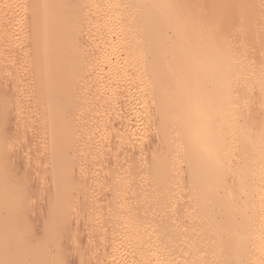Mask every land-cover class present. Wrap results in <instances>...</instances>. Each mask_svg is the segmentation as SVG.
Masks as SVG:
<instances>
[{
  "label": "bare ground",
  "instance_id": "1",
  "mask_svg": "<svg viewBox=\"0 0 264 264\" xmlns=\"http://www.w3.org/2000/svg\"><path fill=\"white\" fill-rule=\"evenodd\" d=\"M0 43L18 49L0 55L16 73L0 81L1 264H70L53 250L106 205L107 180L136 188L105 264H264V0H0ZM140 131L157 141L147 160L93 144ZM34 229L43 242L6 247Z\"/></svg>",
  "mask_w": 264,
  "mask_h": 264
},
{
  "label": "rangeland",
  "instance_id": "2",
  "mask_svg": "<svg viewBox=\"0 0 264 264\" xmlns=\"http://www.w3.org/2000/svg\"><path fill=\"white\" fill-rule=\"evenodd\" d=\"M76 41H77V40H76ZM78 41H79V42H78ZM78 41H77V42H78L79 44L77 43V45H80V44H81V43H80L81 41H80V40H78ZM7 45H8V44H7ZM74 45H75V44H74ZM0 49H1V51H0V55L3 53V55L5 54L4 56L9 55V54H11L12 52H13L12 55L15 56V54H16L17 51H18V49H17L14 45H12V47H11V45L6 46V44H1V43H0ZM12 49H13V50H12ZM15 51H16V53L14 54ZM8 53H9V54H8ZM16 55H17V54H16ZM9 56L11 57V55H9ZM17 56H18V55H17ZM6 58H8V57H6ZM19 59L21 60V58H19ZM13 74H14V75H13ZM15 75H16V73H12L11 76H10V74H8V75H2L3 77L0 76V81H1V82L3 81V83H4L5 81H6V82H7V81L9 82V81L11 80L10 78L13 79V76H15ZM5 76H6V78H5ZM7 77H8V78H7ZM3 78H4V79H3ZM38 97H39V96H38ZM38 97H37V98H36V96L34 97V98H36L37 100L33 98V103H38V102H40V101L38 100ZM35 100H36V101H35ZM37 101H38V102H37ZM98 102H99V104H100V101H99V100H93L89 107H90L91 109H93V107L97 106L96 104H97ZM99 104H98V105H99ZM147 115H148V114H144L143 116H146V117L148 118L149 115H148V116H147ZM146 117H144V118L141 117L142 119H141V121L139 122L140 124L138 123L140 126H139V125L137 126L138 128H140L139 130L143 129V128L146 126V125H145V121L148 120ZM11 120L13 121L12 118H11ZM11 120H10V121H11ZM7 121H9V120H7ZM7 121H5V123H4V125L6 124V127H5V128H7V130H11L10 128H12V129L15 128V124H14V122H16L15 120H14L13 122H10V121H9V124L7 123ZM142 121H143L144 123H143ZM10 123H12L13 125H11ZM147 123H148V121L146 122V124H147ZM7 124L10 125V126H8ZM11 126H12V127H11ZM16 126H17V124H16ZM142 126H143V128H141ZM8 127H10V128H8ZM73 129L75 130V131L72 130L73 133H75V134H77L78 132L80 133V130L78 129V127H77V128L74 127ZM76 129H77V130H76ZM139 130L137 129V133H139V132H138ZM141 132H142V131H140V134L137 135V138H136L135 136H132V138L129 137V138H127V139H118V140H117V139H116V140H111V139H110V140H108V141L105 140V142H104V139H102V138H98L97 140L94 139L95 141H94V142L92 141V142H93V144H95V145H99V146H100V143H101V145H104V146H105V145H108V146L110 147V151H111V148H113V150H116V151H117V150H121V151H119V152H123V153H121V154H124V153L126 152V153H125L124 155H122V156L125 157V158H126L127 156H131V157L127 158V160L132 159V158L135 159V157H137V156L133 157V156H134V155H133L134 153H135V155H139V154H141V156H142V153L144 152V153H143V154H144V155H143L144 157H143V156H142V157H141V156H138V158H141V161H143L144 159H142V158H145L146 160H147V158H149V156H148V155H149V153H148V148L151 147V146L156 145V144H157V141L154 139V137H152L151 134H150V135H149V134H146V135H145V134L143 133V135H144V136H143V135L141 134ZM139 136H140V137H139ZM141 136H142V137H141ZM134 137H135V138H134ZM145 137H146V140L144 141ZM139 138H140V139H139ZM141 138H143V139H141ZM132 139H133V140H132ZM134 139H135L136 142L134 141ZM6 140H7V139H6ZM6 140H5V141H6ZM40 140H41V141H40ZM40 140H37V141H39V146H40V148H43V146L46 144V141L43 140V139H40ZM99 140H100L101 142H99ZM121 140H122L123 142H120ZM138 140H140V141H138ZM151 140H152V141H151ZM5 141H4V143H5ZM117 141H118V142H117ZM131 141H132V143H131ZM155 141H156V143H155ZM6 142H7V141H6ZM44 142H45V143H44ZM103 142H104V143H103ZM106 142H107V144H105ZM133 142H134V143H133ZM137 142H138V143H137ZM7 143H8V142H7ZM32 143H33V141H32ZM32 143H31V144H32ZM108 143H109V144H108ZM117 143H118L119 146L117 145ZM128 143H129V144H128ZM130 143H131V144H130ZM135 143H136L137 145H136ZM5 144H6V143H5ZM5 144H3V146H4ZM112 144H113V145H112ZM114 144H115V146H114ZM125 144H126V145H125ZM134 144H135V145H134ZM143 144H144V145H143ZM7 145H8V144H7ZM46 145H47V144H46ZM46 145H45V146H46ZM110 145L113 146V147H111ZM121 145H122V146H121ZM123 145H124L125 148H123ZM130 145H132V147H131ZM139 145H140V146H139ZM5 146H6V145H5ZM5 146H4V147H5ZM10 146H12V145H10ZM108 146H107V147H108ZM135 146H136V147H135ZM143 146H144V147H143ZM7 147L9 148V145H8ZM105 147H106V146H105ZM115 147H116V149H115ZM118 147H119V148H118ZM121 147H122V148H121ZM128 147H129V148H128ZM139 147H140V148H139ZM145 147H146V149H147L146 152H145ZM147 147H148V148H147ZM8 148H7V149H8ZM10 148H12V147H10ZM132 149H133V151H132ZM134 149H135V150H134ZM137 149H138V150H137ZM142 149H143L144 151H142ZM113 150H112V152H113ZM124 150H125V152H124ZM139 150H141V153H140ZM128 152H129V153H128ZM131 152H132V153H131ZM130 153H131V155H130ZM146 153H148V155H147ZM96 154H97V153H96ZM125 155H126V156H125ZM145 156H148V157H145ZM91 157H93V156H91ZM13 158H14V157H13ZM93 158L96 160L95 156H94ZM93 158H92V159H93ZM10 159H11V158H10ZM14 159H15V158H14ZM8 161H9V160H8ZM11 161H12V159H11ZM2 163L4 164V159H2V160L0 159V165H2ZM111 163H112V162H110V165H111ZM109 167H110V166H109ZM92 170L94 171L95 169H92ZM92 170H88V171H87L88 174H90L91 172H93ZM109 170H110V168H109ZM95 171L97 172L98 170H95ZM100 171H101V170H100ZM104 171H107V170H103V171H101V172L96 173V175H98L97 177H99V176H100L99 174L103 173ZM124 171H125V170H124ZM127 171H128V170H127ZM91 174H92V173H91ZM93 174H95V172H94ZM104 174H105V173H104ZM78 176H79V175H78ZM78 176H75V175L73 176V177H75V178L77 177V179H75V180H77L76 182L79 181V180H78V179H79ZM119 176H120V175H117L116 177H119ZM95 177H96V176H95ZM106 178H107V177L105 176L104 179H106ZM106 180H107V179H106ZM138 180L141 181L140 178H139ZM107 181H108V180H107ZM107 181H106V182H107ZM106 182H104L105 184H107V186L105 185L106 187L104 186V183L102 182V184H103L102 186L105 187V190H104L103 188H101L102 186H100V190H101V192H99L98 194H99L100 196H104V198L108 195V197H109V198L107 197L108 200H107V198H105V200H107V202H108V201L111 202V200H112L111 203H113V204L111 205L110 203L108 204V203L106 202V205H105V203H103V204L105 205V206H104L102 203H100V204H102L103 206L101 207V206L99 205V206H98V210H97L96 208H94L93 210H92V209H89V208H87V209L85 208L86 210H83V209L80 210V212H82V213L79 212V214H81V215H78V216H79V217L81 216V217L83 218V219H82L83 221H84V219H85L86 221L88 220L87 223H86V221L83 222V223H85L86 225H84V224L82 223V220H81V223H82L83 226H85V227H83V226L81 225V223H80L79 226H80V227L82 226L81 228L77 227V228H79V229H77V230L74 229V231L71 232L72 234L69 233L70 239H69L68 236H67V238H68V242L71 243V244L68 245V243H67V245L69 246L68 249L65 248V250H64V247L61 249V248H60V247H62L61 244H60V246H59V245H56V248H57V249L53 248V249H55V250H53L55 253H57V252H59V253H63L64 251H67V252H68V250H69V254L66 253V254H68V255H65V253L63 254L64 257H63L62 260H63L64 262H68V261H69V263L71 262L70 264H95L98 260L102 259V261H105V262L100 261V263L105 264V263H107V259H108V262H111V261L114 260V259H113V253L116 252L117 249L120 250V249H119L120 247H121L122 249L124 248V246L122 247V245H121V244L119 245V242H118V241L120 240V238H119L120 235L117 237V235H115L114 232H113V229L115 230V227H116V229H117V226H118V228H119V225L117 224V222H116L115 224H113V225H112V223H114V222L118 219V217H116V216H117V213L121 214V213H124V212H125V211H124L125 209H124V210L121 209V208H124L125 205L123 206V205H121V204H123V200H127V199H125L126 196L128 197L129 194H130L131 192L134 193V191H135L134 188H136V187H134V186H136V185L134 184V182H136V184H137L138 181H135V180H134V182H133L132 184L130 183L131 185L134 184V186H133V187H134V188H133L134 191L132 190V188L128 187V190L131 189L130 193H129L128 190H125V189H127V188H125L126 186H124L125 189H124L123 186H122L123 190H121V189H122L121 187H119V188H121V189H118V187H112L113 189L116 188V189L120 190V192H123V191L125 190V192H123L124 194H127L126 192L128 191V194H127V195H123V194H122L123 199H122V197H121V199H120L121 193H119L120 195H119V197H117V196H118V192L115 191L116 193L113 194L112 192H114V191H113L112 188H111V189H109V188L106 189V188L108 187V185H110V186L114 185V184H112V183L110 184L111 181H110V182L108 181L107 183H106ZM100 184H101V183H100ZM129 188H130V189H129ZM102 189H103L104 191H102ZM107 190L110 192V194H113V196H114V195H117V196H116L117 198L114 196V202H113V199H112V195H110L109 192H106ZM110 190H111V191H110ZM118 190H117V191H118ZM103 192H104L105 194H103ZM100 193H101V194H100ZM133 193H132V194H133ZM106 194H107V195H106ZM105 195H106V196H105ZM130 195H131V194H130ZM133 195H134V194H133ZM133 195H132V196H133ZM100 196H98V197H100ZM110 196H111V198H110ZM124 196H125V198H124ZM132 196H130V197H132ZM130 197H129L128 199H130ZM104 198H103V200H104ZM115 198H116V199H115ZM101 199H102V197L100 198V200H101ZM110 199H111V200H110ZM117 199L122 200V203L120 202V203H116V204H114V203H115V200H117ZM105 200H104V201H105ZM117 201H118V200H117ZM127 201H128V202H125V201H124V204L126 203V204H128V206H129V204L131 203L132 200H130V201L127 200ZM101 202H103V201L101 200ZM118 202H119V201H118ZM129 202H130V203H129ZM49 204H50V203H48L47 205H49ZM113 205L117 206V208H115V206H113ZM120 205H121V206H120ZM130 205H131V204H130ZM122 206H123V207H122ZM118 207H119L122 211H124V212H122ZM101 208H102V209H101ZM111 208H112L113 210H112ZM99 209H101V210L99 211ZM103 209H104V210H103ZM127 209H128V207H127ZM148 209H149L148 207H147V208H144V211H145V210H148ZM88 210H92L95 214H93L92 211H88ZM94 210H96V212H95ZM118 210H119V211H118ZM128 210H129V209H128ZM83 211H84V212H83ZM97 211H98V214H97ZM115 211H116V212H115ZM120 211H121V213H120ZM126 211H127V210H126ZM150 211L153 212V210H150V209H149V212H150ZM152 212H150V213H151V214H150V213H148V211H147L146 213L149 214V215H147L145 212H144V213H145V214H144L143 211H142L140 214H142L141 216L144 215V216H143V218H144L146 215H147V217L153 215ZM83 213H84V214H83ZM90 213H91V214H90ZM111 213H112V214H111ZM82 214H83V215H82ZM85 214H86V215H85ZM108 214H109V215H108ZM119 214H118V215H119ZM124 214H125V213H124ZM124 214H123V215H124ZM169 214H170V213H169ZM220 215H221V214H220ZM154 216H155V215H154ZM81 217H80V219H81ZM115 217H116V218H115ZM152 217H153V216H152ZM114 218H115L116 220H115ZM145 218H146V217H145ZM145 218H144V219H145ZM159 218H160V217H159ZM99 219H100L101 221H100ZM113 219H114L115 221H114ZM150 219H151V218H150ZM152 219H153V220H152ZM152 219H151V220L154 222V221H155L156 219H158V218H155V217H154V218H152ZM91 220H92V222H93V220H95L93 223H95L96 225L93 224V223H91ZM103 220H104V221H103ZM137 220H138V219H137ZM141 220H142V218H139V221H137V222H140ZM111 221H114V222L111 223ZM117 221H118V220H117ZM145 221H147V220L145 219ZM148 221H149V217H148ZM152 221H149V223L152 222ZM67 222H68V221H67ZM67 222H66V223H67ZM156 222H157V223H156ZM158 222L161 223L160 220H158V221L156 220V221L154 222V223L156 224V227H158ZM88 223H91V225L88 224ZM108 223H109V224H108ZM147 223H148V222H147ZM92 225H93L94 227H92ZM97 225H98V226H97ZM114 225H115V227H114ZM149 225H150V224H149ZM151 225H152V226H155L153 223H152ZM37 226L40 228L39 225H37ZM37 226H36L35 228H37ZM88 226H89V227H88ZM90 226H91V227H90ZM107 226H108V227H107ZM109 226H110L111 228H110ZM95 227H96V228H95ZM82 228H83V229H82ZM90 228H91V229H90ZM97 228H98V230H99V229L101 230V233H102V231H103L104 235H105V232H106V231L108 232L107 235H106L107 240H105L106 237L103 235V233H102V235L99 234L100 231L98 232V230H96ZM105 228H106V229H105ZM85 229H86V230H85ZM94 229L96 230V233H95V230H94ZM104 229H105L106 231H104ZM110 229H111L112 232L109 231ZM34 230H36V231L33 232V230H32L33 233L30 232V234L28 233L29 235H28V234L26 235V236H29L28 238L26 237V238L23 239V236H22V238L19 237V238L17 239V237H16V239L14 240V238L11 237V238L13 239V241H18V240H19V241H18V243H17V242H14V243H17V244H14V245H12V246H6V247H7L9 250H10L11 248H12L11 250H13V249L17 248V247H18L17 245L20 243V246L18 247V249H20V248H21V245H22L23 243H25V242L30 243V242H32V241H30L31 239L35 240V239H38L39 237L41 238L42 236H41V235H40V236L38 235V234H40V230H38V229H34ZM75 230H76V231H75ZM117 230H118V229H117ZM41 231L44 232L43 230H41ZM93 231H94V232H93ZM50 232H51V231H50ZM53 232H54V231L51 232V234H50L49 237H52V235H54ZM55 232L60 233L59 231H55ZM55 232H54V233H55ZM89 232H91V233H89ZM109 232H110L111 234L113 233V234L117 237V240H118V241H117V240L115 241L116 237L112 238L114 241L111 239V240L113 241V244H114V245H113V246H114V247H113V250H112V246H111L112 241L109 240V236L111 235V234H109ZM44 233H45V232H44ZM57 233H55L54 237H56ZM61 233H62V232H61ZM61 233H60V234H61ZM81 233H82V234H81ZM93 233L96 234V235H98V236H97L98 239H96V240L94 239V240H93V241H95L94 243H97V244H95V245L93 244V241H92V240H89V239H90V238H89L90 236H91V238L94 236ZM97 233H98V234H97ZM41 234H42V233H41ZM45 234L47 235V234H49V233L47 232V233H45ZM60 234H58V236H57L56 238H58V237H59V238H63V237L65 236L66 233L63 232L64 235H61V237H60ZM79 234H80V235H79ZM90 234H91V235H90ZM92 234H93V235H92ZM108 234H109V235H108ZM67 235H68V233H67ZM71 235H72L73 237H72ZM96 235H95V238H97ZM37 236H38V238H35V237H37ZM44 236H45V235H44ZM47 236H48V235H47ZM62 236H63V237H62ZM99 236H100V237H99ZM102 236H103L104 238H103ZM8 237L10 238V235H9ZM24 237H25V236H24ZM65 237H66V236H65ZM80 237H81V239H80ZM11 238H10V239H11ZM40 238H39V239H40ZM74 238H75V239H74ZM93 238H94V237H93ZM93 238H92V239H93ZM101 238H103L104 241H108L107 243H108V245H110L112 251L110 250V247H109V248L107 247L108 245L105 246V244H104V245L102 246L103 241H100ZM118 238H119V239H118ZM39 239H38V240H39ZM63 239H64V238H63ZM73 239H74V240H73ZM87 239H88V240H87ZM41 240H42V242H43V238H41ZM72 240H73V241H72ZM82 240H83V241H82ZM98 240H99V241H98ZM23 241H24V242H23ZM35 241H36V240H35ZM87 241H89V242H87ZM109 241H111V242H109ZM120 241H121V240H120ZM21 242H23V243L21 244ZM39 242H41V241H39ZM75 242H76V243H75ZM85 242H86L87 244L90 243L91 245H90V246L88 245V246H89V247H88L87 244H86ZM91 242H92V243H91ZM28 243H27V244H28ZM44 243H45V241H44ZM44 243H42V244H44ZM73 243H75V245L77 244V245H76L77 248H76L75 246H73V245H74ZM99 243H100V245H99ZM116 243H117V245H116ZM12 244H13V243H12ZM25 244H26V243H25ZM51 244L53 245V243H51ZM51 244H50V242H49V245H50V246H48V243H47V246H48L49 248H52V247H51ZM92 244H93V246H95V247H93ZM63 245H64V244H63ZM82 245H83V246H82ZM98 245H99V246H98ZM115 245H116V246H115ZM118 245H119L120 247H119ZM47 246H46V247H47ZM72 246H73V249H72ZM91 246H92V247H91ZM9 247H10V248H9ZM70 247H71V248H70ZM83 247H84L86 250L83 249ZM100 247H104L105 249H104V248L100 249ZM118 247H119V248H118ZM0 248H2V249H0V253H1V256H0V262H1V261L3 260L4 254H5V252H6L7 249H5V247H1V246H0ZM49 248H47V249L49 250ZM78 248H79V249H78ZM95 248H96V249H95ZM107 248H108V251L110 250L111 252H110V251H109V252L106 251V252H108V254H106V253L103 254V251H102V250H104V252H105V250H106ZM114 248H115V250H114ZM3 249L5 250V252L3 251ZM75 249L78 250V252L74 251V253L76 252L77 254H76V253H75V254H76L77 256H81V257H80V258H81V259H80L81 261H78L79 258H78L74 253H72L73 250H75ZM89 249H90V250H89ZM92 249H93V250H92ZM56 250H57V251H56ZM87 250H88L89 252H88ZM7 251H8V250H7ZM82 251H83V252H82ZM90 251H91V252H90ZM93 251H94V252H95V251H96V252L98 251V252H99V253L97 252L98 256H97L96 252L94 253V254H95V255H94V254L92 253ZM51 252H52V250L50 249V252H49L50 255H51ZM54 252H53L52 254H54ZM100 252H101L102 254H100ZM2 253H3V255H2ZM19 253H20V251H19ZM71 253H72V254H71ZM78 253H80V254H78ZM109 253H110V254H109ZM111 253H112V255H111ZM73 254H74V255H73ZM83 254H84V256H83ZM36 255H37V254H36ZM50 255H49V256H50ZM72 255H73V256H72ZM102 255H103V256L105 255L107 259H106L105 257H103ZM107 255H109V256H107ZM110 255H111L112 257H111ZM2 256H3V257H2ZM6 256H7V255H6ZM88 256H89V257H88ZM66 257H67V259H66ZM68 257H70V258H68ZM76 257H77V258H76ZM109 257H111L112 260H111ZM4 258H6V257H4ZM22 258H24V257H21V260H24L25 258H26L25 260H29V258H28L26 255H25V258H24V259H22ZM27 258H28V259H27ZM75 258H76L77 260H76ZM103 258H105L106 260H104ZM6 259H8V258H6ZM6 259L4 260V262L6 261ZM19 259H20V258H19ZM109 259H110L111 261H109ZM14 260H15V261H14ZM14 260H13V262H16V261H17L16 259H14ZM25 260H24V261H25ZM73 260H74V261H73ZM87 260H88V261H87ZM19 261H20V260H19ZM19 261H18V262H19ZM2 262H3V261H2ZM4 262H3V263H4ZM18 262H17V263H18ZM20 262H23V261H20ZM17 263H13V264H17ZM0 264H1V263H0ZM20 264H21V263H20Z\"/></svg>",
  "mask_w": 264,
  "mask_h": 264
},
{
  "label": "clouds",
  "instance_id": "3",
  "mask_svg": "<svg viewBox=\"0 0 264 264\" xmlns=\"http://www.w3.org/2000/svg\"><path fill=\"white\" fill-rule=\"evenodd\" d=\"M195 119L196 120H200L201 119V115H200L199 112L195 113ZM194 134L199 135V136L205 135L203 130H202V128H199V127L194 130Z\"/></svg>",
  "mask_w": 264,
  "mask_h": 264
}]
</instances>
